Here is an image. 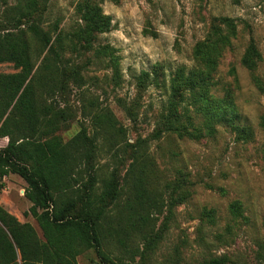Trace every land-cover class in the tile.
<instances>
[{
    "label": "rangeland",
    "instance_id": "rangeland-1",
    "mask_svg": "<svg viewBox=\"0 0 264 264\" xmlns=\"http://www.w3.org/2000/svg\"><path fill=\"white\" fill-rule=\"evenodd\" d=\"M76 0H39L30 17L21 22L29 38L36 28L50 46L60 32L66 35L76 25ZM110 20L109 31L96 35L92 50L65 53L70 65L79 67L82 87L70 82L51 100L69 114L64 140L85 127L92 135L89 118L82 114L86 100H98L118 121L119 133L111 131L113 147L97 140L94 165L103 175L115 170L121 182L129 162V146L141 144L155 164L159 186L173 183L181 174L189 182V197L171 210L168 229L152 252L133 258L122 256L118 264H202L226 256L227 264H264V0H95ZM17 0L0 2V31L11 30L17 21H7L8 8ZM236 26L230 45L217 58L208 94L223 98L230 92L238 113L237 123L249 125L252 138L244 142L225 125L207 127L200 106L190 91L172 88L181 75L204 70L194 59L197 43L224 34L221 19ZM32 56L38 65L42 45L32 41ZM250 43L258 52L254 69L241 64ZM106 47L110 55L96 56ZM45 53V52H44ZM43 53V54H44ZM11 63L0 64L3 74L14 73ZM50 98V97H49ZM190 117L201 130L197 139L175 134H153L163 122L170 104ZM213 129V131H211ZM192 130V127H191ZM7 138H0V148ZM24 181L15 174L0 179V206L20 223L28 222L40 236L35 221L24 212L30 206L23 192ZM170 191V189H168ZM171 202L177 199L169 198ZM239 201L240 217H232L229 204ZM212 212L213 222L206 219ZM164 211L156 228H161ZM140 250L144 247L137 240ZM139 250V251H140ZM77 264H99L93 249L77 257Z\"/></svg>",
    "mask_w": 264,
    "mask_h": 264
},
{
    "label": "trees",
    "instance_id": "trees-1",
    "mask_svg": "<svg viewBox=\"0 0 264 264\" xmlns=\"http://www.w3.org/2000/svg\"><path fill=\"white\" fill-rule=\"evenodd\" d=\"M38 2L17 0L14 7L6 10L12 14H4L7 21L17 24L11 30L0 31V64L11 63L18 70L0 72V138H7L6 145L0 148V179L15 174L24 181L23 195L30 203L24 216L35 221L41 235L30 223H20L0 206V264H77V257L90 249L99 264H118L122 256L112 254L117 250L131 258L137 254L143 257L144 251L156 248L168 229L172 208L189 197L187 176L181 174L160 188L155 164L141 144L129 146V162L121 182L114 169L101 175L94 165L97 140L101 138L113 147L110 132L122 129H117V119L98 100L88 98L82 109L93 128L92 135L81 127L69 139H63L60 131L67 130L70 114L51 100L70 82L82 87L79 67L70 65L64 54L76 51L77 46L79 51L92 50L96 35L109 31L110 20L95 0H76L73 31L65 36L58 32L48 46L50 41L36 28L28 38L20 27ZM220 21L224 34L220 31L214 38L208 37L193 50L194 59L204 70L181 75L172 90L178 93L183 87L191 92L207 127L225 125L247 142L253 136L251 127L237 123L238 113L230 92L223 98L208 94L217 58L236 33L232 20ZM33 40L42 45L38 65L37 57L32 56ZM95 53L100 57L110 55L106 47ZM255 58L259 59L258 52L250 43L240 62L252 70ZM261 125L264 126V117ZM163 133L197 139L201 130L171 103L153 136L159 138ZM173 195L176 202L169 200ZM164 211L169 215L158 230L157 217ZM229 213L234 218L242 215L239 201L229 204ZM206 219L213 222L212 212H206ZM137 240L144 245L141 250L135 245ZM228 261V257L221 256L202 264Z\"/></svg>",
    "mask_w": 264,
    "mask_h": 264
}]
</instances>
